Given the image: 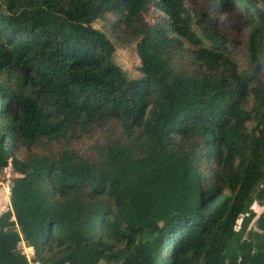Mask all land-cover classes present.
I'll use <instances>...</instances> for the list:
<instances>
[{
  "label": "trees",
  "instance_id": "16d2710c",
  "mask_svg": "<svg viewBox=\"0 0 264 264\" xmlns=\"http://www.w3.org/2000/svg\"><path fill=\"white\" fill-rule=\"evenodd\" d=\"M212 6L245 13L246 68L186 0H0V264H264V0Z\"/></svg>",
  "mask_w": 264,
  "mask_h": 264
},
{
  "label": "rangeland",
  "instance_id": "374dc122",
  "mask_svg": "<svg viewBox=\"0 0 264 264\" xmlns=\"http://www.w3.org/2000/svg\"><path fill=\"white\" fill-rule=\"evenodd\" d=\"M186 7L194 16L205 14L217 21L221 32L233 42L234 48L232 53L235 59L238 61L241 68H246L248 65L246 43L249 28L246 15L243 10L240 8H237L236 10H215L212 6V0H186ZM145 17L148 23H153L157 17V13L151 9ZM113 22L114 18L112 16H108L105 20H97L93 25L96 29L103 31L115 45L116 52L114 61L116 65L121 68L128 78L139 79L142 74L140 72V60L136 52L137 43L122 42V33L112 29ZM260 78L264 84V69L260 72ZM105 135V131H96L91 136L76 142L74 144V148L81 155L89 159H95L97 158V147L104 142ZM11 177V167L7 169V172H0V179L4 181L11 180ZM3 206V200H1L0 209H2ZM252 209L257 213V215L263 211V208L257 203L253 204ZM239 225L240 222L238 223V227ZM251 226L254 227L255 223L253 222ZM20 249L28 257L30 261L29 264H37L32 262L34 257V251L32 248L26 247V245L22 244L20 245ZM100 264L106 263L101 262Z\"/></svg>",
  "mask_w": 264,
  "mask_h": 264
},
{
  "label": "crops",
  "instance_id": "0c3cea01",
  "mask_svg": "<svg viewBox=\"0 0 264 264\" xmlns=\"http://www.w3.org/2000/svg\"><path fill=\"white\" fill-rule=\"evenodd\" d=\"M17 176L12 172V177ZM10 181L0 179V202L3 200L4 206L0 209V215L11 208L10 206Z\"/></svg>",
  "mask_w": 264,
  "mask_h": 264
},
{
  "label": "built area",
  "instance_id": "2783aa9c",
  "mask_svg": "<svg viewBox=\"0 0 264 264\" xmlns=\"http://www.w3.org/2000/svg\"><path fill=\"white\" fill-rule=\"evenodd\" d=\"M8 168H9V167H8ZM8 168H6V169H4V170H2V171H5V172H7V169H8ZM2 171H0V172H2ZM23 245H24V243H23Z\"/></svg>",
  "mask_w": 264,
  "mask_h": 264
},
{
  "label": "bare ground",
  "instance_id": "6f19581e",
  "mask_svg": "<svg viewBox=\"0 0 264 264\" xmlns=\"http://www.w3.org/2000/svg\"><path fill=\"white\" fill-rule=\"evenodd\" d=\"M24 243V242H23ZM24 245H25V243H24Z\"/></svg>",
  "mask_w": 264,
  "mask_h": 264
}]
</instances>
